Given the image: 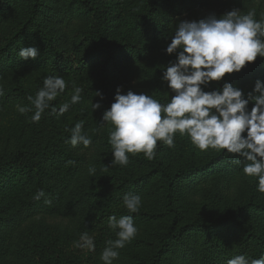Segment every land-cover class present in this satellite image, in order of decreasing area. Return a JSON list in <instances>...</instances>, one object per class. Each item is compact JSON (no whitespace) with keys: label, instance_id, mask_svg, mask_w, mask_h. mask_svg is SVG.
<instances>
[{"label":"trees","instance_id":"16d2710c","mask_svg":"<svg viewBox=\"0 0 264 264\" xmlns=\"http://www.w3.org/2000/svg\"><path fill=\"white\" fill-rule=\"evenodd\" d=\"M201 2L148 0L143 11L131 15L130 25L137 37L130 40L113 37L100 0H0V89L4 92L0 99L19 95L26 106L31 107L27 97L33 94L18 84V78L43 70L56 72L74 62L83 64L100 59V74L106 76H123L128 71L149 74L151 69L144 62L153 47L148 40L166 35L176 21ZM30 46L39 50L36 59H20V47ZM164 49L161 45L159 59L151 61L155 70L160 71L172 60ZM233 78L264 82V58L257 56L239 73L225 74L221 81L211 82L212 90L222 88L225 81L231 82ZM100 103L88 134L85 133L92 137L88 147L71 146L67 131L70 127L57 126L51 110H46L38 123H32L33 113L27 112L25 122L16 133L0 140V180L7 175H17L15 183L18 186L14 210L7 212L0 208V260L5 257L18 260L31 253L26 239L32 233L30 228L28 231L22 229L23 221L50 216L59 209L72 212L85 206L88 212L96 206L92 195L101 172L94 167L95 173L90 174L87 167L90 165L89 152L99 139L102 114L108 109L105 100ZM159 146L160 141L152 160L146 159L143 153L135 154L134 160L146 165V171L136 176L116 172L118 184L112 188L115 196L121 194L122 189H138L145 183L157 181L159 201L168 221L156 237L158 245L151 251L146 264H161L162 254L177 243L185 252L192 243L193 251L186 258L189 262L199 258L200 264L215 262L217 255H221L225 263L237 255L249 259L264 256V235L239 220L254 209L264 215V201H244L227 215L211 221L196 218L178 223L176 220L175 191L183 184L193 186L204 177L210 166L225 158V150L201 163L169 172L159 159ZM83 173L89 175L78 182ZM39 190L45 192V197L36 201L33 195ZM44 199H51L53 203L46 205Z\"/></svg>","mask_w":264,"mask_h":264},{"label":"rangeland","instance_id":"374dc122","mask_svg":"<svg viewBox=\"0 0 264 264\" xmlns=\"http://www.w3.org/2000/svg\"><path fill=\"white\" fill-rule=\"evenodd\" d=\"M106 11L110 31L117 39L134 40L136 32L131 28L130 18L134 12L143 11L148 0H100ZM239 9L240 14H247L249 10L255 9L254 19L261 20L264 14V2H247L244 0H202L201 4L180 20H198L209 13H214L217 18L232 9ZM176 21L166 35L154 36L148 42L153 49L147 60L144 62L150 67L149 74L128 71L123 76L101 75L100 59L91 62L78 64L74 62L56 72L43 70L35 75H22L18 78V84L35 97L37 91L43 86V79L46 76H62L66 82L64 93L59 95L52 105L57 109L67 101L72 95L73 83L83 89L82 99L79 103L70 106L69 110L62 116L53 114L55 123L60 127L72 128L75 123L83 121L84 133L87 132L90 122L96 116L97 110H91V100L107 102L108 108L114 102L115 90L121 87V94H126L131 90L136 94H148L152 98L165 104L169 101L172 93L167 83L161 80V70H155L151 65L152 60L159 59V49L163 45L165 48L171 41V36L175 32V27L180 21ZM171 62L175 60V55H170ZM255 81L248 79L238 80L233 78L231 84L240 88L245 94L250 92ZM99 90L103 94V100L95 96ZM211 91V82L204 88ZM105 98V99H104ZM18 106H26L23 98L19 95H12L9 98L0 99V140L10 136L23 125L26 113H20ZM252 104L248 105L251 108ZM51 110V109H47ZM163 115V114H162ZM113 130L111 124H104L98 129V142L89 152L90 165L87 167L99 168V182L93 190L96 206L85 210V206L79 210L65 212L59 209L50 216H40L34 221L26 220L21 223L22 229H31V235L27 236L26 245H30L31 253L23 258L11 260L8 257L0 260V264H103L100 254L106 246V241L116 239L115 232L107 227L108 217L115 215L117 218L125 215H132L138 232L135 238L126 244L123 249H119V257L113 264H146L151 251L157 244L156 237L163 232L168 218L166 212L161 208L159 201L160 188H157V181L153 180L143 184L141 188L122 189L121 194L113 195L112 188L118 184L116 172L122 175L136 176L146 171V165L135 161V154L129 155L127 166H110L112 160L111 146L108 143L109 133ZM220 150L208 149L200 151L185 135L179 133L175 135V147L168 148L160 141L159 159L164 168L171 172L185 167L189 164L201 163L216 155ZM230 155L220 162L210 166L206 175L198 179L193 186L181 185L173 194V205L175 207L178 223H187L196 218L203 221H211L221 218L247 200L256 202L264 201V194L256 191V179L245 175L242 166L233 164ZM107 168H106V167ZM86 170V171H87ZM89 173H83L81 180H84ZM17 175H7L0 180V208L7 212L14 210L18 195L16 185ZM155 181V182H154ZM127 193L139 194L142 204L137 213H129L124 207L122 199ZM113 195V196H112ZM61 208V206H60ZM240 221L251 228L257 229L264 235V215L258 210H251L245 217H240ZM87 232L94 237L95 251L78 249L75 242L81 233ZM33 235V237H31ZM179 244L171 245V249L162 254L161 264H200V259L193 258L188 261L189 253L193 251V244L190 243L187 252ZM188 254V255H187ZM187 255V256H185ZM187 257V258H186ZM217 255L215 262L210 264H227Z\"/></svg>","mask_w":264,"mask_h":264},{"label":"clouds","instance_id":"9594fccd","mask_svg":"<svg viewBox=\"0 0 264 264\" xmlns=\"http://www.w3.org/2000/svg\"><path fill=\"white\" fill-rule=\"evenodd\" d=\"M255 16V9L241 15L240 10L234 8L219 18L209 13L198 20L178 22L164 49L165 54L175 55V60L164 67L161 76L174 93L169 101L162 104L148 94L131 90L121 94L118 86L114 102L102 114L100 125L113 126L108 138L113 157L110 166H127L128 154L143 153L146 159L152 160L156 156L157 142L173 148L175 135L179 133L186 135L200 151L225 150V155L233 157V164L242 166L245 175L256 179V191L264 194V82L257 79L247 94L227 81L222 88L204 90L210 82L221 81L225 74L239 73L257 56L264 58V14L261 20L254 19ZM38 54L34 46L20 47L18 51L23 60H34ZM66 87L62 76H46L35 97H27L31 107L18 106L19 112H32V123H38L47 109L57 117L62 116L71 105L81 101L83 92L73 83L70 101L57 109L51 102L64 93ZM3 95L0 89V96ZM95 96L103 100L99 90ZM100 107L99 101L91 100L92 112ZM83 123L79 121L67 129L70 132L68 143L73 147L78 144L88 147L92 143V137L82 131ZM95 171L94 167L89 168L90 174ZM43 197V190L33 195L36 201ZM122 202L127 211L134 214L139 211L142 199L139 194L127 193ZM44 203L50 206L53 201L44 199ZM107 227L117 238L106 241L100 260L103 264H113L119 257L118 250L135 238L138 229L132 215L109 216ZM75 247L95 251L94 237L81 233ZM227 264H264V256L249 259L237 255Z\"/></svg>","mask_w":264,"mask_h":264}]
</instances>
